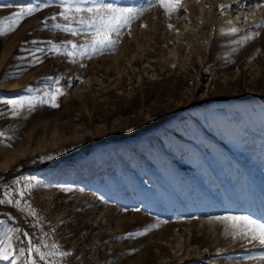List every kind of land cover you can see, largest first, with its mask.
Wrapping results in <instances>:
<instances>
[{"label": "rangeland", "instance_id": "rangeland-1", "mask_svg": "<svg viewBox=\"0 0 264 264\" xmlns=\"http://www.w3.org/2000/svg\"><path fill=\"white\" fill-rule=\"evenodd\" d=\"M233 1L95 0L142 11L93 53L94 13L72 35L52 27L61 0H0V30L46 5L0 35V199L21 201L0 204V264H27L29 240L68 253L54 264H264L216 219L264 218V9L234 24Z\"/></svg>", "mask_w": 264, "mask_h": 264}, {"label": "snow or ice", "instance_id": "snow-or-ice-1", "mask_svg": "<svg viewBox=\"0 0 264 264\" xmlns=\"http://www.w3.org/2000/svg\"><path fill=\"white\" fill-rule=\"evenodd\" d=\"M153 2H158L160 6L165 10V13L171 12L176 10L177 5L179 3V0H153ZM82 0H61V8L63 9L58 13L60 17L66 21L64 24L56 23L53 24L52 27L54 29H60L64 32H69L72 35H77V32L72 27V20L75 19L77 15H79L82 12H87L94 15L91 17V22L89 23V28L92 29L91 32V46L92 51L95 53L98 50H103L106 48L111 47L116 43V40L112 39V34L115 33L119 35L120 29L127 27L129 21L134 18L139 12L142 11V9H133L130 7H118L111 3L103 4V3H97L95 0L87 6L82 7ZM41 7H46V5H36L32 6L29 5L27 8H25L23 11L14 13V16L12 18L11 25L7 28L0 30V35H4L8 32L14 31L15 27L19 25V23L26 17L31 16L34 12H37L40 10ZM221 7H227V5H223ZM69 13L72 15L70 16ZM53 20L56 19V16L52 17ZM80 24H84V20H78L77 21ZM98 25V26H97ZM171 27V25L169 26ZM232 32L237 31L235 28L231 29ZM255 36H258L259 33H255ZM254 36H248L246 39L251 40ZM68 43L71 45L73 51H69L67 54L69 57H74L76 55L75 49L77 47H83L78 46L75 43H72L71 41H68ZM52 51L53 52H59L60 48L56 45H52ZM36 63H39V57L35 58ZM63 95V92L59 87L55 88L51 92L45 93V99H42L40 103L44 104H50L52 107H58L59 105L56 103L57 98L59 96ZM4 104L11 106L10 112L12 116L18 115V110L22 107H24L25 104H28L31 106L34 101L33 100H24L23 98L19 99H7L3 101ZM131 131V129H129ZM5 133L0 132V137H3ZM35 178H31V181L24 185V189L28 190L35 186L34 184ZM17 184L19 181L16 182ZM67 190V189H66ZM9 192H5V199H0V204L8 203L12 204L15 203L17 206L20 205L21 201L16 200L13 201L12 199H9ZM21 197H23L24 192L21 191L19 193ZM29 214L35 215V210L31 209L29 206ZM218 220H225L232 222V227L236 229V231L233 232L234 237H239L248 242L249 245H252L255 247L256 245H259L260 249L264 250V218H254L251 215H225L216 217ZM146 229L145 231H147ZM136 235H142L141 233H135ZM25 238L28 237V234L25 233ZM128 235H134L133 233H128ZM45 247H48L45 245ZM52 251L50 252H44L41 250L40 247H36L32 244V242L28 241V247L26 249H20L19 256H24L25 251L28 254V260L27 264H37V260L35 257L39 258V261L46 262V264H54L52 260L49 259V257L53 256H66L68 255L67 252L59 251L58 245L52 244L51 246ZM13 257V252L11 251V243L9 242L6 247L3 248V250H0V259L8 261L10 258ZM19 257H17L18 259ZM247 259H255L257 257L249 256L246 257ZM260 259H264V251H261L259 255ZM11 264H16V260L12 259Z\"/></svg>", "mask_w": 264, "mask_h": 264}, {"label": "bare ground", "instance_id": "bare-ground-1", "mask_svg": "<svg viewBox=\"0 0 264 264\" xmlns=\"http://www.w3.org/2000/svg\"><path fill=\"white\" fill-rule=\"evenodd\" d=\"M233 2L234 3L232 4V7L234 8L233 13L235 15H231V16H233V18H234V24L240 23L243 25V23H246L251 18L253 19V17H255V18L258 17L260 12L264 9V4L262 2L259 3V0H235ZM223 17H225V16H223ZM221 19H222V17H221ZM223 23H225V21ZM232 23L233 22H231L230 24H232ZM11 90H13V89H11Z\"/></svg>", "mask_w": 264, "mask_h": 264}]
</instances>
